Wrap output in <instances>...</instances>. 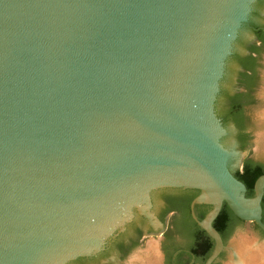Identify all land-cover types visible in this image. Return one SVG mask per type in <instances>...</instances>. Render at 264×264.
Here are the masks:
<instances>
[{"label": "water", "instance_id": "obj_1", "mask_svg": "<svg viewBox=\"0 0 264 264\" xmlns=\"http://www.w3.org/2000/svg\"><path fill=\"white\" fill-rule=\"evenodd\" d=\"M257 2L0 0V264L97 255L164 188L212 207L205 264L224 203L264 230L215 112Z\"/></svg>", "mask_w": 264, "mask_h": 264}, {"label": "rangeland", "instance_id": "obj_2", "mask_svg": "<svg viewBox=\"0 0 264 264\" xmlns=\"http://www.w3.org/2000/svg\"><path fill=\"white\" fill-rule=\"evenodd\" d=\"M261 9V22L264 24V3H262ZM255 43L256 37L246 24L234 43L233 53H238L240 59H244L249 55L248 48ZM238 62L233 57L225 67L223 89H231L234 93L244 91V88L239 84V77L244 69L241 65L235 67ZM255 63L258 80L253 92L254 101L245 107V113L250 120L245 131L249 135L246 146L242 148L240 134L232 123L225 127L227 134L221 140L223 147L235 154L228 162L232 173L241 169L242 162L248 156L254 162L264 166V49ZM163 207V204L155 198L150 209L154 218L152 220L146 218V222L141 225L144 236L141 239L134 236V239L137 240L136 245L125 255L121 256L117 250L113 249L99 264H163L161 233L163 224L166 225L169 222V216L165 219L158 218ZM240 220L241 223L226 241V248L220 264H264L263 233L257 229L253 221ZM149 229H151L150 232H148Z\"/></svg>", "mask_w": 264, "mask_h": 264}, {"label": "flooded vegetation", "instance_id": "obj_3", "mask_svg": "<svg viewBox=\"0 0 264 264\" xmlns=\"http://www.w3.org/2000/svg\"><path fill=\"white\" fill-rule=\"evenodd\" d=\"M261 5L262 3L260 4L259 2L253 6L250 15V21L247 24V26L255 35L256 41L258 39L256 34L257 30H259L258 28L264 27V24H262L261 22ZM238 63L235 64V67L237 65H240ZM226 91L230 95L235 94L233 91H231V89ZM236 129L240 134L239 129L237 127ZM240 144H242L241 141ZM244 162L245 160L242 162L240 170H242ZM188 192H193L194 195H199V191L197 190H183L174 188L158 189L151 193L152 201L157 198V200L164 206L161 210V213L158 215V218L165 219L167 216H169V222H167L166 225L163 224V232L161 233V252L163 255V264H205L208 258L207 256H210L215 248V241L199 226L198 223V221H201L211 210V207L208 205L197 204L194 206V208H192L193 201L189 204V206H187L184 201V197ZM222 210L226 211L229 214V219L227 220L225 225V231H223V234L221 236L226 246L227 239L233 234L237 226L241 223V220L230 210L227 204L224 203ZM185 219L188 221V223L185 221ZM145 222L146 217L140 215L138 211L135 210L134 217L131 222L126 224L125 230L123 232H117L115 235H113V237L107 241V244L102 252L91 257L78 258L68 264H99L113 249L117 250L121 256L125 255L131 248L136 245L137 240L134 239V236H136L137 239H141L144 236L141 225H143ZM262 222L264 223L263 200ZM254 224L257 229L263 233L264 238V230L256 222H254ZM178 228L187 230L189 236L187 240L183 234L177 231ZM150 231L151 229L148 230V232ZM168 236H172L171 239L173 243L176 244H181L187 241V248L185 250H176L171 254L167 253L164 246L165 244L170 243L168 242ZM224 251L225 249L213 264H220Z\"/></svg>", "mask_w": 264, "mask_h": 264}, {"label": "trees", "instance_id": "obj_4", "mask_svg": "<svg viewBox=\"0 0 264 264\" xmlns=\"http://www.w3.org/2000/svg\"><path fill=\"white\" fill-rule=\"evenodd\" d=\"M259 2L261 4L263 3V0H258L257 3ZM258 29L259 30H257L256 33L258 39L253 46L248 48L249 55L244 59H240V55L234 52L227 61L228 63L230 59L234 57L235 61L238 60L240 65L243 67L244 72L240 74L239 84L244 88V91L241 93L230 95L225 89H223V81L225 79L223 78L220 85V92L215 103V112L217 114V117L222 121L223 126L226 127L227 125L232 123L235 124V126L239 129L242 148H245L249 137V135L245 132L250 121L249 117L245 113V107H247L254 101L253 92L258 80L255 62L257 57L261 56L264 49V27ZM262 175H264V166L258 163H254L249 157L245 159L242 170H238L234 173L235 178L245 185L247 189V198H253L255 196L254 185L256 180ZM197 196L198 195H194L193 192H188L184 197L186 205L189 206V204L194 201ZM228 219L229 214L226 211L222 210L213 223L215 229L220 233L221 236L223 234V231H225V225ZM185 221L188 223L186 219ZM177 231L183 234L187 240V238L189 237L187 230L178 228ZM171 238L172 236H168V242L170 243L165 244L164 246L167 253L171 254L176 250H185L187 248V241L181 244H176L173 243ZM207 257H209V255Z\"/></svg>", "mask_w": 264, "mask_h": 264}]
</instances>
